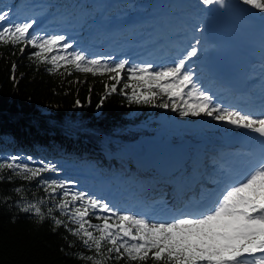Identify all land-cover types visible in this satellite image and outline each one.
Listing matches in <instances>:
<instances>
[{"label": "trees", "instance_id": "trees-1", "mask_svg": "<svg viewBox=\"0 0 264 264\" xmlns=\"http://www.w3.org/2000/svg\"><path fill=\"white\" fill-rule=\"evenodd\" d=\"M30 1L44 3L43 13H57L59 21L63 20L59 14L78 21L83 32L91 30L93 20L101 13L91 0H0V10L8 4L22 8ZM120 1L114 7L116 12L132 5L150 14L159 0ZM165 5L169 12L183 13L181 5L168 2ZM36 51L27 52L25 44H0V163L17 157L16 163L40 168L45 164L55 167L57 161L64 159L96 176H108L110 181L105 182L108 186L121 189L119 185L123 184L135 188L131 176L143 173L123 157L122 149L127 142L154 133L148 118L162 110L154 106L161 99L164 102L162 95L154 104L135 103L130 100L132 89L124 85L138 82H130L128 75L125 83H117L112 79L116 73L93 75L77 71L72 65L50 72L52 65L37 61ZM113 85L115 92L110 91ZM141 90L137 88L138 95ZM88 162L92 164L87 165ZM115 173L122 178L120 183L112 180ZM0 177H3L0 179V264H92L85 257L103 259L69 231H74L76 225L57 207L63 190L54 195L50 194L51 189L45 191L47 185L43 181H63L61 177L46 171L25 180L9 169L0 170ZM17 188L22 191L16 192ZM30 204L40 208L43 221L34 210L21 211ZM94 215L89 217L91 222L100 223ZM54 219L63 223L56 226ZM106 264L160 262L117 261L113 256Z\"/></svg>", "mask_w": 264, "mask_h": 264}, {"label": "snow or ice", "instance_id": "snow-or-ice-1", "mask_svg": "<svg viewBox=\"0 0 264 264\" xmlns=\"http://www.w3.org/2000/svg\"><path fill=\"white\" fill-rule=\"evenodd\" d=\"M201 2L206 6L216 3L223 6V0ZM242 3L264 13V0H242ZM8 19L9 12L0 14V22ZM33 23L0 27V44L30 45L37 49L34 53L37 61L52 65L48 69L50 72L72 65L77 71L93 75L97 72L116 73L112 79L119 83L120 73L125 71L127 62L102 64L100 60L88 59L80 52L69 53L67 50L73 45L65 42L64 35H30ZM20 51L23 52L24 48ZM61 52L64 54L61 55ZM52 53L55 54L50 55ZM196 55L197 49L193 46L186 53V59ZM185 65L186 60L181 59L175 66L160 70H153L152 65L128 67V80L138 82L124 85L132 89L130 100L154 104L155 99L163 95L172 101V110L179 111L182 117L203 114L264 137V115L253 116L214 106L212 97L197 86ZM15 67L13 65V71ZM137 88L142 89L139 95ZM110 91H116L115 85ZM176 100L181 103L177 104ZM154 106L168 108L170 105L165 101ZM17 159L12 157L11 162L0 163V170L9 169L15 176L25 180L55 170L47 164L32 168L16 163ZM43 183L47 185L45 191L51 189L50 194L63 190L57 207L76 225L74 231H69L80 238L84 246L94 249L98 256L103 257H85L92 264H106L113 256L117 261L127 259L131 262H146L151 259L160 264H264V157L242 178L227 185L203 212L185 214L167 221H150L132 214H120L100 199L79 191L71 192L69 182L52 180ZM15 191L21 192L22 189L17 188ZM32 210L41 221L44 220L36 204L21 209L23 212ZM93 215L100 223L91 222L89 217ZM54 222L56 226L63 223L59 219H54Z\"/></svg>", "mask_w": 264, "mask_h": 264}, {"label": "rangeland", "instance_id": "rangeland-1", "mask_svg": "<svg viewBox=\"0 0 264 264\" xmlns=\"http://www.w3.org/2000/svg\"><path fill=\"white\" fill-rule=\"evenodd\" d=\"M92 2H96L98 6V11H100V16L95 18L92 22L91 31L83 32V27H81V24L78 21L71 20L69 16L64 14H59L60 16L63 15V19L66 21L63 22V24H66L64 29H66L68 32L67 34H58V35H64L65 38L75 36L74 38L65 40L67 43H71L73 45L72 48L75 52H80L83 55H88V59H98L101 61V63H107V64H116L115 62H127L126 63V69L125 71L120 73V83H125L127 79V68L128 67H142L150 65L151 59H154L151 54H144L142 50L134 51L136 55L139 54L138 59L134 61H127V57H122L120 60H112L111 57L107 58L108 55L105 54L104 50L101 49V45H99V41L103 44H106L110 41L111 45H130L135 46L133 48H140V47H147L148 44L144 42L146 40L147 42H150L154 40L156 34L155 30L151 28H147L148 23L154 22L155 23V29H161V24H166L171 27V30H165L164 32H160L158 34V37H164L165 41L163 44L159 45L160 47H165V44L167 40H171V46H167L168 48H165L169 52L170 60L172 61V64L168 67L175 66V59L176 57L181 55V52H183L185 49L189 48L187 51H185L184 55L182 57H179V61L181 59L186 60V53L191 51L192 47L195 46L197 49V55L192 57L193 64L197 65L199 61V57L204 52L203 46L198 51V45L201 43V36L199 35V27L202 26V17H201V11L204 4L201 2V0H159L156 5L153 6L150 14H144L141 10H137L132 5L129 7H123L121 9H118V12H116V9L114 8L116 5V2L118 0H91ZM171 2V5H181L183 10L182 14H174L173 12H169L166 8V2ZM124 2V0L120 1ZM40 2L36 1H30L26 3L20 10L16 9L15 7H10L9 4L7 6V10H3L0 12L2 14L4 11L9 12V19L4 22H0V27L7 26L8 24H16V23H23V22H34L37 23V19L44 15L42 13L44 11L43 6L44 3L39 4ZM175 7V6H174ZM118 8V7H117ZM173 9V7H172ZM256 13H259L263 15L264 13L259 12L258 10L253 9ZM21 11V12H18ZM24 14H27L26 17H24ZM57 13H55L56 15ZM50 17V16H49ZM46 17V18H49ZM69 20V21H68ZM73 21V22H70ZM146 27L144 30L143 28ZM182 29L179 30V32L174 35L175 29ZM54 30H57V28H54ZM56 33L57 32H53ZM30 35H40L39 29L31 30L30 29ZM173 35V36H171ZM168 36H170L168 38ZM115 38L119 39V42L115 41ZM174 39V40H172ZM87 40V42H86ZM113 40V41H112ZM112 41V42H111ZM199 41V43H197ZM154 42V41H152ZM180 47H183L180 50ZM162 49V48H160ZM159 49V50H160ZM36 49L32 48L30 45H27V52H34ZM157 50V51H159ZM173 50H177L178 55L176 56L173 52ZM69 53H71L70 49L67 50ZM72 51V52H74ZM102 51V52H101ZM132 51V50H128ZM127 52V50H125ZM63 53V52H62ZM55 54V53H54ZM103 54V57L101 56ZM63 55V54H62ZM113 61V62H112ZM117 62V63H119ZM153 70H160L158 68H155ZM188 70V69H187ZM256 76H259V74H256ZM203 79V78H202ZM195 83H199L198 77L194 78ZM161 98H164V102L167 101L169 103L168 108H161L158 112V114L151 116L148 118V122H150L151 130H153V134L151 136H164L171 139H181L184 137L188 138H196L200 132L202 133V128H196L192 129L189 127L190 125L195 124L196 122H208L210 124H213L217 120L213 119L212 117H208L205 115H200L197 117L193 116H180L179 111H173L171 108L172 101L168 100V97L163 96ZM162 103V99L160 100ZM177 104H180L181 101L176 100ZM230 110H237V109H230ZM239 111V110H238ZM243 113V112H242ZM247 114V113H246ZM256 116V115H254ZM211 125L205 126L206 131L208 134L213 133L212 131H216L217 129H211L209 128ZM204 127V128H205ZM212 130V131H211ZM126 145V144H125ZM123 147V150L126 149L125 146ZM123 155V153H122ZM126 157L130 156L126 153H124ZM213 158V154H204V152H199L195 155H191L190 158V164L188 163L186 169L182 171L183 173L187 174L185 178V182L183 184H193L195 180H201L199 184H203V181L205 180L203 176H206L208 174H211V171H213L212 167L213 164H210ZM21 159V158H20ZM128 160V159H127ZM204 160L206 162H204ZM58 165H56L54 168L55 171L58 172L59 175L54 176H62V180L65 182H69V190L72 192H76L78 188H83L85 191L87 190V193L89 192L90 195L93 197L100 199L103 202H106L111 208L114 210H117V206L122 205V211H126V205H135L134 202H128L124 201L125 198L122 195L129 194L130 191H126L127 188L123 190H114V188H108L106 183L103 182V179H106L104 176L100 175V184H102V189H100L97 185V182L99 181V178L95 176V174H90L87 168H84L83 166L74 164L73 162L66 161V160H59ZM90 165L91 162H88ZM181 173V172H180ZM132 181L135 183V187L133 188L136 191L131 192V194L137 199L138 195H140V202L144 203V199L147 198L148 192L150 193V188H156L160 187L161 190L157 194L160 198H169V194L172 191V186L170 185L169 181H177L179 177L177 176L174 179H167V180H161L157 181L154 177L150 175H144L140 174L138 176L132 175ZM113 180L115 177L112 178ZM117 179H120L117 177ZM106 181H109L106 179ZM165 181L168 183H165L162 185ZM170 188L169 191L166 190V188ZM132 189V188H130ZM125 192V193H124ZM122 196V197H120ZM171 199V198H170ZM132 201V199H130ZM138 199L135 201L137 202ZM147 200H145L146 203ZM125 203V204H124ZM128 205V206H129Z\"/></svg>", "mask_w": 264, "mask_h": 264}, {"label": "bare ground", "instance_id": "bare-ground-1", "mask_svg": "<svg viewBox=\"0 0 264 264\" xmlns=\"http://www.w3.org/2000/svg\"><path fill=\"white\" fill-rule=\"evenodd\" d=\"M251 8V7H250ZM252 9V8H251ZM253 10V9H252ZM259 16H261V17H264V14L263 15H261V14H258ZM201 17H202V21H203V12L201 11ZM198 31H199V35L202 37V40H203V42H201L199 45H198V51L201 49V47L202 46H204V47H206L205 48V53H206V51L207 50H209V49H211L212 47H207V44L205 43V41H204V35H205V33H204V30H203V23H202V26H200L199 27V29H198ZM162 44H163V42H162ZM186 67H187V69H190V71H191V73L192 74H195V77H200V78H202V70L200 69V67L198 66V65H194L193 64V59L191 58V59H186ZM263 83H264V81H263ZM200 89H202L203 87H205V85H203L202 86V80L199 82V86H198ZM189 89H186L185 91H188ZM255 98V97H254ZM243 101H245V102H247L251 107H253V106H255V102L256 101H253V100H251V98H249V97H245L244 99H243ZM253 102V103H252ZM249 106V107H250ZM208 125H211L210 123H208V122H205V123H202V122H196L195 124H193V125H190L189 127H191L192 129H196V128H202V133L200 132V134L196 137L197 139H195V140H203V139H206V137L205 136H207V135H205L207 132H205L206 130V127L205 126H208ZM205 127V128H204ZM215 128L217 129L218 128V130H220V129H222V130H224V129H226V127H224V126H221V127H218V126H216L215 125ZM185 138H187V137H184V138H181V139H185ZM174 140H180V139H174ZM216 148H214V147H211L210 149H208V151H205L204 152V154H209V153H211L212 152V150H215ZM207 150V149H206ZM213 154V153H212ZM216 155H215V157H217V153H215ZM221 160H223V162H224V159H221ZM213 165H216V163H214ZM212 172L213 171H211V174H212ZM186 176H187V174H185V173H181L178 177H179V179L177 180V181H169V183H170V185L171 186H174L175 188L177 187V186H180L181 187V189L179 190V191H174V193L173 194H169V198H171L172 199V197H174V196H178V197H180L181 199H182V201L183 200H185V199H187L188 197H190V196H193V195H196V188L197 187H199L200 186V181L201 180H196L195 182H196V186H194V185H187L186 183L185 184H183L184 182H185V178H186ZM166 183H168V182H166ZM154 188V187H153ZM152 188V189H153ZM151 189V190H152ZM166 190L167 191H169L170 190V188H166Z\"/></svg>", "mask_w": 264, "mask_h": 264}]
</instances>
